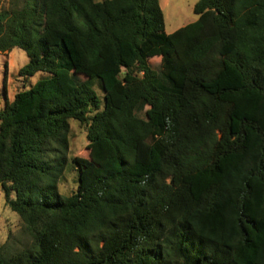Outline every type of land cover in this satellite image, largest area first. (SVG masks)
Returning <instances> with one entry per match:
<instances>
[{
	"label": "trees",
	"instance_id": "trees-1",
	"mask_svg": "<svg viewBox=\"0 0 264 264\" xmlns=\"http://www.w3.org/2000/svg\"><path fill=\"white\" fill-rule=\"evenodd\" d=\"M194 13L168 34L160 0L0 10V53L41 75L0 112L1 189L31 238L0 264H264V0Z\"/></svg>",
	"mask_w": 264,
	"mask_h": 264
},
{
	"label": "rangeland",
	"instance_id": "rangeland-1",
	"mask_svg": "<svg viewBox=\"0 0 264 264\" xmlns=\"http://www.w3.org/2000/svg\"><path fill=\"white\" fill-rule=\"evenodd\" d=\"M200 0H160L161 8L165 15V29L172 34L180 28L194 23L198 16L194 7ZM9 7V0H0V10ZM29 62L27 52L22 48H15L11 53H0V112L6 102H12L17 93L31 88L37 83L40 74L30 78L28 82L20 76V70ZM152 67L159 71L158 62H152ZM98 95L103 99V92L96 87ZM88 127L79 122H71L70 157L88 158ZM77 171L71 166L59 190L62 194L71 195L77 191ZM31 243L30 236L24 231V225L16 213L6 205L5 195L0 186V245L6 246L11 253H17Z\"/></svg>",
	"mask_w": 264,
	"mask_h": 264
},
{
	"label": "water",
	"instance_id": "water-1",
	"mask_svg": "<svg viewBox=\"0 0 264 264\" xmlns=\"http://www.w3.org/2000/svg\"><path fill=\"white\" fill-rule=\"evenodd\" d=\"M0 186H2V185L0 184Z\"/></svg>",
	"mask_w": 264,
	"mask_h": 264
}]
</instances>
